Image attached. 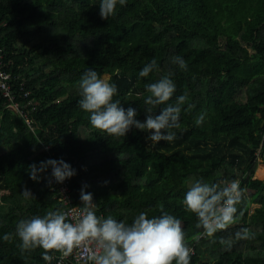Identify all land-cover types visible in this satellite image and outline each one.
<instances>
[{
    "label": "trees",
    "instance_id": "16d2710c",
    "mask_svg": "<svg viewBox=\"0 0 264 264\" xmlns=\"http://www.w3.org/2000/svg\"><path fill=\"white\" fill-rule=\"evenodd\" d=\"M0 50L19 109L0 92V264H46L41 249L21 255L15 225L62 210L54 184L28 173L32 163L61 158L76 169L70 180L78 206L86 184L98 216L131 223L141 211L153 216L162 208L180 219L194 247L190 264H264V179L255 177L264 164V0H127L109 20L100 18L99 0H0ZM176 55L187 71L171 64ZM153 59L159 72L140 77ZM89 68L109 76L118 87L114 99H129L123 106L136 108L140 120L145 85L171 69V102L186 93L193 105L183 106L177 138L152 147L134 128L119 139L102 136L78 105L77 82ZM199 179L234 180L244 199L236 223L197 242L202 230L182 200ZM253 205L263 209L250 213ZM242 228L255 238L235 240ZM229 236L225 250L219 241Z\"/></svg>",
    "mask_w": 264,
    "mask_h": 264
},
{
    "label": "clouds",
    "instance_id": "9594fccd",
    "mask_svg": "<svg viewBox=\"0 0 264 264\" xmlns=\"http://www.w3.org/2000/svg\"><path fill=\"white\" fill-rule=\"evenodd\" d=\"M127 0H99V15L109 20L116 15L117 5L126 6ZM171 64L183 71L188 70L186 61L179 55L173 56ZM159 72L157 61L153 59L140 70V77H148L150 73ZM174 72L160 76L153 83L145 85L147 93L144 99V119H138V111L131 106L125 108L119 99L118 87L115 83L102 78L94 69L86 70L77 82L80 96L78 105L88 114L92 128L102 136L119 139L126 137L133 128L146 133L148 145L155 147L161 141L173 142L177 138L174 129H180V117L188 103V95L176 93V84L172 79ZM205 114H199L195 124L201 126ZM51 168L49 175L44 176ZM30 179L39 182L47 179L49 186L53 182L63 183L76 175L69 163L61 159H47L39 164L28 166ZM80 191L82 212L70 218L66 211L49 210L44 215L20 219L15 225L17 247L21 255L41 249V257L46 264H51L54 254L63 258L69 257L74 249L85 247L84 253L89 264H190L191 248L182 221L161 208L159 215L149 216L141 211L131 223L115 219L113 216H98L91 192ZM25 199L33 195L25 187L21 191ZM244 193L238 182H206L203 179L194 181L185 192L182 204L186 212L196 216L197 229H201L200 238H214L216 233L227 231L236 223L242 212L239 205L243 202ZM255 233L249 228H242L234 234L235 240H251ZM11 234L3 236L10 241ZM220 244L230 250L233 237L221 238Z\"/></svg>",
    "mask_w": 264,
    "mask_h": 264
},
{
    "label": "built area",
    "instance_id": "2783aa9c",
    "mask_svg": "<svg viewBox=\"0 0 264 264\" xmlns=\"http://www.w3.org/2000/svg\"><path fill=\"white\" fill-rule=\"evenodd\" d=\"M11 81L12 75L5 70L4 54L0 50V92L3 94L5 99L10 102L11 105L9 108L16 113H19L18 106L14 103L15 97ZM28 95L29 93H26L25 97ZM25 120L28 124L30 123L27 117ZM53 184L52 190L57 192V198L62 205V211H66L70 218L77 217L78 214L82 212L83 207H80L75 203V199L72 194L71 180L66 179L63 183L53 182ZM91 246L92 245L89 243L83 245L81 248L74 249L73 253L67 258H63L61 254L55 255L56 264H89L84 253V248ZM189 247L191 248L190 254H193L194 247Z\"/></svg>",
    "mask_w": 264,
    "mask_h": 264
},
{
    "label": "rangeland",
    "instance_id": "374dc122",
    "mask_svg": "<svg viewBox=\"0 0 264 264\" xmlns=\"http://www.w3.org/2000/svg\"><path fill=\"white\" fill-rule=\"evenodd\" d=\"M157 29H159V27H157ZM103 78H105V79L108 80L109 76L106 75V76H104ZM120 101H121V103H122L123 105H130V104H131L130 101H129V99H128V100H126V99H121ZM261 159H262V157H260V160H261ZM260 165H262V164H260ZM260 165H259V166H260ZM259 166H258V168H259ZM255 177H257V178H261V179H264V177H258L257 172L255 173ZM261 209H263V207H262L261 205H253L252 208H251V210H250V213L258 214L259 211H260ZM222 252H223V251H222ZM211 255H213V256H214L215 258H217V259H219V258H224V260H229V259H225L224 255H223L221 252H218V253L212 252Z\"/></svg>",
    "mask_w": 264,
    "mask_h": 264
},
{
    "label": "bare ground",
    "instance_id": "6f19581e",
    "mask_svg": "<svg viewBox=\"0 0 264 264\" xmlns=\"http://www.w3.org/2000/svg\"><path fill=\"white\" fill-rule=\"evenodd\" d=\"M257 175L258 177H264V165H260L258 170H257Z\"/></svg>",
    "mask_w": 264,
    "mask_h": 264
},
{
    "label": "crops",
    "instance_id": "0c3cea01",
    "mask_svg": "<svg viewBox=\"0 0 264 264\" xmlns=\"http://www.w3.org/2000/svg\"><path fill=\"white\" fill-rule=\"evenodd\" d=\"M264 165V164H263Z\"/></svg>",
    "mask_w": 264,
    "mask_h": 264
}]
</instances>
